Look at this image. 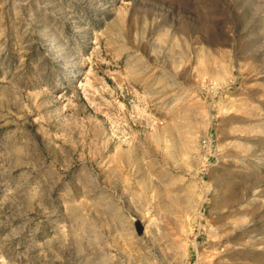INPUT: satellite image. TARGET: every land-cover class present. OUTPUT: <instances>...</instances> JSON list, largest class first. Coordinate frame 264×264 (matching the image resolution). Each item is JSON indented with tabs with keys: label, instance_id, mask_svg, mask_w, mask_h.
Listing matches in <instances>:
<instances>
[{
	"label": "rangeland",
	"instance_id": "rangeland-1",
	"mask_svg": "<svg viewBox=\"0 0 264 264\" xmlns=\"http://www.w3.org/2000/svg\"><path fill=\"white\" fill-rule=\"evenodd\" d=\"M0 264H264V0H0Z\"/></svg>",
	"mask_w": 264,
	"mask_h": 264
}]
</instances>
